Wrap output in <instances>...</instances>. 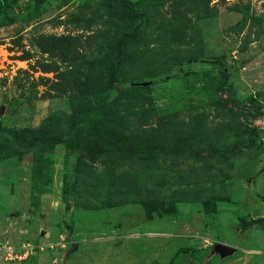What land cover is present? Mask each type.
Segmentation results:
<instances>
[{"label": "rangeland", "instance_id": "374dc122", "mask_svg": "<svg viewBox=\"0 0 264 264\" xmlns=\"http://www.w3.org/2000/svg\"><path fill=\"white\" fill-rule=\"evenodd\" d=\"M130 1L0 0V264H264V0Z\"/></svg>", "mask_w": 264, "mask_h": 264}, {"label": "trees", "instance_id": "16d2710c", "mask_svg": "<svg viewBox=\"0 0 264 264\" xmlns=\"http://www.w3.org/2000/svg\"><path fill=\"white\" fill-rule=\"evenodd\" d=\"M129 2H130V4H132L130 0H129ZM109 81L113 86L118 87V88L127 87V86H134V85L140 86V85L144 84L141 81H137L135 83H132V82L121 83V81H119V78L117 75L116 64L111 67V71H110V75H109ZM255 220H262V219L259 218V219H255Z\"/></svg>", "mask_w": 264, "mask_h": 264}, {"label": "water", "instance_id": "95a60500", "mask_svg": "<svg viewBox=\"0 0 264 264\" xmlns=\"http://www.w3.org/2000/svg\"><path fill=\"white\" fill-rule=\"evenodd\" d=\"M260 45L264 48V35L260 38ZM0 111H4V107H0ZM214 248L215 250L220 251L221 255H224V251L227 253L231 251V248H228L223 244H216Z\"/></svg>", "mask_w": 264, "mask_h": 264}]
</instances>
